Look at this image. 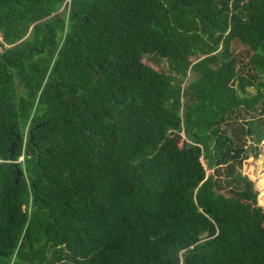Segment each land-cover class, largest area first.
<instances>
[{"label": "trees", "instance_id": "obj_1", "mask_svg": "<svg viewBox=\"0 0 264 264\" xmlns=\"http://www.w3.org/2000/svg\"><path fill=\"white\" fill-rule=\"evenodd\" d=\"M0 48V264H264V0H0Z\"/></svg>", "mask_w": 264, "mask_h": 264}, {"label": "rangeland", "instance_id": "obj_2", "mask_svg": "<svg viewBox=\"0 0 264 264\" xmlns=\"http://www.w3.org/2000/svg\"><path fill=\"white\" fill-rule=\"evenodd\" d=\"M233 52L241 55L244 60H247L246 54V46L242 45L239 42H233L231 45ZM0 51L2 49L0 48ZM193 60V57H191ZM144 63L151 65L153 68L157 70H163L168 72L169 66L166 60H162L159 63H156L152 58L145 56L143 58ZM223 67L221 64L218 66H210L207 69L208 76L215 78L218 74L223 73ZM192 76H189L186 80L188 82ZM264 80L259 77L257 79V83L263 82ZM19 89H22L19 87ZM264 92V86L261 89ZM263 105V104H262ZM250 122H252V127L254 129L251 136L246 138V153L245 159L243 160V164L236 175V179L239 181L240 186H252L253 191L256 193V203L253 207V210L256 213H260L264 217V114L255 117ZM250 125V124H249ZM183 133V132H181ZM176 134V135H175ZM172 134L169 136L168 142L164 145L165 156L164 159L166 163H171L173 153H177L181 144H183V135L182 134ZM176 161H179L176 157ZM204 163V160H202ZM204 166L206 167L205 163ZM213 169H207V173H212ZM199 184V183H198ZM196 184L192 188L185 190L181 193V195H189L191 192L193 193L197 187ZM227 188L222 189V192H226ZM21 199H26L27 201L23 204ZM17 201L20 203L21 207H29L30 206V196L27 192L22 193L17 197ZM264 224V219L260 222Z\"/></svg>", "mask_w": 264, "mask_h": 264}, {"label": "water", "instance_id": "obj_3", "mask_svg": "<svg viewBox=\"0 0 264 264\" xmlns=\"http://www.w3.org/2000/svg\"><path fill=\"white\" fill-rule=\"evenodd\" d=\"M36 126H40V124H37ZM14 148H15V144L13 143L10 148L8 149L10 154H9V158H11L14 154Z\"/></svg>", "mask_w": 264, "mask_h": 264}, {"label": "built area", "instance_id": "obj_4", "mask_svg": "<svg viewBox=\"0 0 264 264\" xmlns=\"http://www.w3.org/2000/svg\"><path fill=\"white\" fill-rule=\"evenodd\" d=\"M25 136H26V132H25ZM25 139H26V137H25ZM25 139H24V141H25ZM23 159V157L21 156L20 158H19V160H22Z\"/></svg>", "mask_w": 264, "mask_h": 264}]
</instances>
